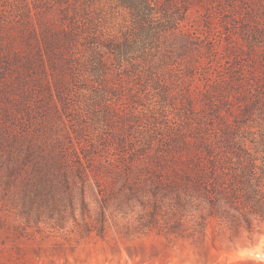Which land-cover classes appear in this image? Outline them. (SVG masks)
Returning a JSON list of instances; mask_svg holds the SVG:
<instances>
[{
	"label": "rangeland",
	"instance_id": "obj_1",
	"mask_svg": "<svg viewBox=\"0 0 264 264\" xmlns=\"http://www.w3.org/2000/svg\"><path fill=\"white\" fill-rule=\"evenodd\" d=\"M85 1L98 34L93 40L121 43L138 36L120 0ZM205 2L173 3L178 27L192 37L187 44L158 9L162 37L149 59L162 60L159 72L171 82L175 101H192L193 114L212 133L223 120L236 125L246 116L238 100L232 109L222 103L220 91L211 92L213 109L205 98L229 63L222 23ZM25 3L27 16H15V5ZM44 8L45 0H0V264L264 262V221L248 214L249 231L237 211L231 210L236 222L227 220L228 205L219 190L210 199L190 186L179 207L174 176L179 149L168 131L178 126V117L172 103L161 100V89L151 85V73L134 80L141 48L136 46L132 57H118L111 71L120 75L112 88L139 93L138 99H116L114 90L101 97L93 76L71 78V71L45 60L44 66L21 68L14 51L24 50V39L38 38V29L45 33L52 19ZM50 13L57 19L53 8ZM209 41L215 43L213 53L206 50ZM89 42L76 43L81 64L90 54ZM195 58L190 78L184 72ZM175 77L183 79L187 95L172 83Z\"/></svg>",
	"mask_w": 264,
	"mask_h": 264
},
{
	"label": "trees",
	"instance_id": "obj_2",
	"mask_svg": "<svg viewBox=\"0 0 264 264\" xmlns=\"http://www.w3.org/2000/svg\"><path fill=\"white\" fill-rule=\"evenodd\" d=\"M120 1L129 10L133 23L138 27L139 45L135 40L137 37L133 41L127 39L121 43L109 38L105 39L104 43L93 40L98 34L93 24L89 22V12H86L88 5L85 0L47 2L45 0L44 10L45 13L48 12L45 15L48 20L52 19L46 25L42 24L45 26V33L42 34L40 28L39 37L31 43L29 39H24V50L14 51L13 57L21 68L26 70L33 69L38 64L44 66L47 61L50 67L56 69L61 65L62 69L71 71V78L81 80L82 77L83 80H87L93 76L92 79L98 82L101 88V97L114 90L111 94L116 96V99L127 95L132 100L138 99L140 94L125 92L120 87L113 89L112 85L118 84L120 75L119 72L112 74L111 71L118 57H128L136 46L141 48L143 58L135 67L133 73L135 79L131 75L128 77L137 81L144 78L146 72L151 73L152 77L149 78L152 81L151 85L153 88L161 89L159 94L161 100L163 103L164 101L172 103L178 117L174 121L178 126L175 128L168 126V131L169 137L176 136L177 141L174 142L179 149V163L174 172L179 207L186 199L190 186L205 193V197L210 199L219 190L228 205L225 213L227 220L236 222L237 216L231 212L235 210L250 231L252 220L248 214L258 221H264V0H208L222 23L225 34L222 45L229 63L223 76L218 79V84L211 85L212 89L205 98L209 100L208 105L213 109L210 102L213 100L211 92L220 91L223 93L222 103L228 104L232 109L231 106L238 100L242 104L239 110L246 116L244 121L236 125L227 119L223 120V126H219L212 133L205 127L206 124L202 123V117L193 114L192 101L187 99L182 103L175 101L176 93L172 91L171 82L159 72L162 60L160 63L159 59L155 61L149 59L155 55L162 37L160 25L164 23L156 15L158 9L162 11L166 24L172 28L179 41L187 44L188 40L192 39L188 32H183V29L178 27L180 18L172 14L171 9L176 0ZM182 1L206 3L207 0ZM15 7L17 11L15 16H27L26 3L22 6L16 4ZM50 8L56 11L57 19L49 17ZM183 8L186 11V5ZM81 40L90 41L88 48L91 50L85 58L86 63L84 61L82 64L79 58H76V43ZM147 47L150 51L153 49L154 53L147 52ZM106 48L113 50L114 54L107 53ZM206 50L208 53L215 52V43L209 41ZM170 58L168 56V60ZM196 61V58L193 59V63L186 67L187 73L183 71L184 74L191 76L189 74L193 73V64ZM72 68L78 71H73ZM54 81L56 85H59V81L61 83V79L58 81L57 77ZM182 81L183 79L172 78L175 87L187 95L185 93L187 85L182 84ZM142 86L147 85L144 83ZM60 90L63 92L64 88L60 87ZM214 112H219L217 107ZM105 124L111 128V123ZM159 176L162 177L161 174ZM234 264L264 262L246 258L239 259Z\"/></svg>",
	"mask_w": 264,
	"mask_h": 264
}]
</instances>
